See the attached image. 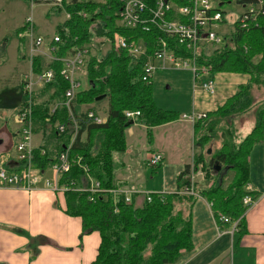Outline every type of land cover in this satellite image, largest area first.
<instances>
[{
    "label": "trees",
    "instance_id": "16d2710c",
    "mask_svg": "<svg viewBox=\"0 0 264 264\" xmlns=\"http://www.w3.org/2000/svg\"><path fill=\"white\" fill-rule=\"evenodd\" d=\"M146 1L151 6L155 4V0ZM173 1L177 5L187 3V0ZM236 1L246 4L255 2ZM53 7L58 12L65 10L70 13V17L57 25L59 40L53 39L57 59L47 68H53L56 76L52 82L46 83L41 93L37 94L38 98L34 97L33 129L36 132L40 128H50L58 139V148L52 150L45 144L34 148L32 162L37 169L46 170L51 160H56L57 154L72 142L77 130L63 102L66 100L65 92L69 83L61 74L63 61L59 58L74 52L78 47L91 46L94 34L112 42L114 35L121 33L130 41L143 39L147 46V54L141 57L132 56L126 50L117 53L113 47L101 57L99 52L105 41L95 45L97 54H91L87 60L89 88L79 92L75 98L78 104L101 102L105 98L109 100L105 122L96 123L86 113L79 117L78 132L70 147L71 168L59 177V185L67 188L64 191L66 213L82 219V236L94 231L100 233L98 255L91 264L176 263L184 252L194 248L193 206L198 196H204L211 203L219 226L238 222L237 229L242 237L247 232L245 212L249 209L243 199L248 194L255 199L258 195L248 189L249 155L255 144L264 138V101L257 105L258 97L253 94L255 89L264 87V16L259 17L255 23L249 22L246 27H242L238 19L230 35V45L214 47L210 54H206L202 48L199 62L210 67L211 75L236 72L248 74L249 81L241 84L238 91L215 111L207 112L206 118L194 123L195 147L200 151L195 152L193 163L187 164L178 174L177 191L151 192V199L146 196L142 204L136 205L133 201L127 203L122 199L116 200L114 194L107 191L125 184L115 180L114 156L127 148L126 129L132 125V120L134 123H143L148 127V138L151 141L153 127L180 116V112L165 110L157 105L153 81L144 79L145 62L154 53L158 39L162 36L171 40L172 44L177 43L175 48L178 55L187 56L190 52L178 43V39H169L156 28L144 31L120 24L122 0H64L63 6ZM173 17L174 12H171L169 18ZM23 28L25 26L19 31ZM40 59L36 56L33 62L34 71L39 74L43 69ZM101 95L104 98L97 100ZM52 100L62 101L54 111L49 107ZM23 104L24 99L18 112L23 109ZM255 105V124L250 132L233 147L224 143L209 156L208 144L214 138L216 126L221 119L245 113ZM128 110L140 111V115L128 118ZM209 118L211 120L204 123ZM57 123L65 124L66 130L60 133L55 127ZM84 132L85 139L82 138ZM216 162L222 165L220 171L214 168ZM200 167L205 171V180L209 185L195 183L196 194L185 193V188L192 185V172ZM230 175V180H227ZM89 177L99 181L104 190H86L91 182ZM222 215L229 217L230 222H223Z\"/></svg>",
    "mask_w": 264,
    "mask_h": 264
},
{
    "label": "crops",
    "instance_id": "0c3cea01",
    "mask_svg": "<svg viewBox=\"0 0 264 264\" xmlns=\"http://www.w3.org/2000/svg\"><path fill=\"white\" fill-rule=\"evenodd\" d=\"M9 2H15L18 4L16 8L25 12L21 19L17 20L13 15V8H9ZM227 2L220 0L219 5L223 6ZM229 2L232 3V0ZM2 3L4 6L0 8V166L20 169L22 162L17 157V143L22 123L18 118V108L24 94L26 95V76L32 74L31 78L35 81L34 91L37 94L41 93L46 84L38 78L41 73L34 71V58L36 56L41 58L42 72L48 70L50 63L56 58L53 38L57 32V25L67 19V12L65 11L66 16L64 14L63 18L55 19L54 25L48 19L56 11L51 4L23 0H3ZM246 5L238 3L234 6L242 8L239 11L242 15ZM235 22L230 29L224 31L231 34L235 29ZM23 26L25 28L19 31ZM12 28L16 29L18 38L9 40L6 35ZM37 36L44 37L45 43L36 49L33 40ZM94 54H97V50ZM166 65L171 66L170 62ZM241 74L217 73L218 86L214 96L208 95L199 84L196 89L193 85L191 107L193 111H215L218 105H222L229 96L236 93L241 84L249 81L248 74H243L245 76ZM80 79L81 92L89 88L88 72L85 75L80 73ZM48 95L50 97L49 92ZM105 99L95 103L76 102L72 111L81 117L92 110L105 122L109 107V100ZM61 103L62 101L52 100L49 107L54 111ZM185 113H180L176 120L153 127L151 141L148 138V127L143 123L135 122L126 129L127 148L114 156L115 180L125 182L123 188L131 190L130 195L134 196L132 201L136 205L144 202L150 188L160 189L150 186L148 174L139 169V160L136 157L144 159L147 163L153 152L163 153L162 164L158 168L150 169L153 178L161 177L160 184H164L167 179L172 187L165 189L163 186L162 193H172L177 191L178 174L187 164L193 163L195 152L200 151L195 147L194 123L182 118ZM82 138H86V132ZM43 144L52 150L58 148V139L50 128L46 130L40 128L33 134V149ZM54 160L53 158L51 163ZM249 161L248 186L258 195L255 203L245 212L247 232L241 237L233 223L219 226L211 203L204 196H198L193 206L194 248L184 252L174 264H264V138L252 148ZM51 163L46 170L37 168L33 170L36 181L31 188L0 187V264H91L96 259L101 242L100 233L94 231L82 236V219L66 213L64 191L54 190L46 184L48 179L55 178ZM206 182L205 177L200 174L197 176L196 183L208 186Z\"/></svg>",
    "mask_w": 264,
    "mask_h": 264
},
{
    "label": "built area",
    "instance_id": "2783aa9c",
    "mask_svg": "<svg viewBox=\"0 0 264 264\" xmlns=\"http://www.w3.org/2000/svg\"><path fill=\"white\" fill-rule=\"evenodd\" d=\"M253 1L255 2H250L246 5L245 11L239 18L242 27H246L249 22L255 23L259 17L264 16V0ZM43 2L53 6H63L64 0H43ZM171 12H174L173 18H169ZM82 14L87 16V13L83 12ZM119 14L120 24L123 26L141 28L144 31H151L156 28L162 31L169 39H178V43L190 52V55L187 56L178 55L175 48L177 43L174 42L172 44L171 40L163 36L160 37L154 53L148 56L145 62V80L149 82L153 81V74L159 68L190 69L194 75V88L196 89L199 84L208 95H215L217 90L216 75H211L210 67L200 64L199 58L202 48L206 54H210L214 47L231 44V34L223 29L225 15L220 5L216 4L214 0H187V3L182 5H177L173 0H155V4L152 6L146 0H122V7ZM68 17H70V13L67 12ZM53 39L59 40V36L56 34ZM112 42V47L117 53H122V51L126 50L130 55L135 57H141L147 54V46L143 39L130 41L125 35L116 33ZM44 43L45 38L42 36H37L33 40L34 48L36 49ZM89 56L90 47L87 45L85 47H78L74 52L69 53L68 56L59 58L63 61L61 74L69 83L65 92L66 100L64 103L70 108L71 119L77 128L72 137V142L78 132L79 117L73 113V106L71 107V104L76 94L81 90L82 81L80 79V73L84 75L87 73V60ZM157 60L161 61L159 65L156 63ZM167 62H170V67L166 65ZM55 75V70L49 69L42 72L38 78L46 84L54 80ZM31 76L32 74L26 76L25 91L27 92V103L18 112V118L22 123V127L17 143V157L22 162V168L18 170L0 166V187L31 188L36 181V177L33 174L35 167L32 162V138L34 133L33 95L35 81ZM86 114L90 120L96 123H103V118L96 112L91 110L86 112ZM126 115L128 118H135L140 115V111L128 110L126 111ZM206 116V111H193L191 114H183L182 118L195 123L199 119L206 118ZM65 130V124L58 125V131L60 133ZM72 142L63 151L59 152L57 159L51 163L55 171V178L53 180L48 179L46 184L54 190L60 189L65 191L67 189L59 185V177L63 172L71 168L70 147ZM163 161V153L153 152L147 160V165L148 167H158ZM85 170L88 171V167L85 166ZM201 173H203L202 168L192 172V185L189 188H185V193L196 194L194 184L196 183L197 176L199 174L202 175ZM89 178L91 182L90 186L85 188L86 190H90L91 192L104 190L99 181L91 177ZM248 189H250V186H248ZM107 191L114 194L116 200L122 199L127 203L132 202V198L129 196L131 190L127 188H112L107 189ZM124 194L125 196H123ZM150 194L149 192L146 194L148 199H151ZM255 201L256 199L250 194L246 195L243 199L244 204L248 205L249 208ZM221 220L223 222H230V218L224 215L221 216ZM237 223H233L235 229L237 228Z\"/></svg>",
    "mask_w": 264,
    "mask_h": 264
},
{
    "label": "rangeland",
    "instance_id": "374dc122",
    "mask_svg": "<svg viewBox=\"0 0 264 264\" xmlns=\"http://www.w3.org/2000/svg\"><path fill=\"white\" fill-rule=\"evenodd\" d=\"M100 1H104V0H100ZM2 2L3 0H0V8H3L4 6ZM214 2L218 5L220 4V0H214ZM8 4H10L9 8H13V15L17 17V20L21 19L22 15L25 12H23L21 9L16 8L18 4H16L15 2L13 3L9 2ZM235 4H238L236 0L232 1V3L228 1L227 3H224L223 6L221 5L222 8H225V10L223 9L225 15V23L227 21V24L223 26L224 30L230 29L234 25V22L237 21L241 16L242 12L239 13V11L242 8H235L234 6ZM64 14L66 16L65 10L61 12L55 11V13L50 15L48 19L51 22H53L55 25L56 22L54 20L63 18ZM13 24L15 23L13 22ZM6 37L9 40L10 39L14 40L18 38L16 29L12 28L8 30ZM103 40L105 42L104 44H102L103 46L101 47L99 55L103 57L109 52V50L112 48V42L110 40H107L106 38H102L100 35L94 34L92 38V42L90 43L91 46H89L90 55L96 53L97 48L95 47V45H97ZM159 62L161 61L160 60L156 61L158 65ZM241 76H245V75L241 74ZM193 85H194V75L192 70L190 69L159 68L153 74L155 101L159 107L165 110H171L180 113L186 112L188 114H191L193 112V108H191L193 107L192 105ZM199 86L201 88V85ZM17 87H20V85L19 86L17 85ZM238 89L239 88H237V91ZM253 94L256 97H258L257 105H260L264 101V87L260 90L255 89ZM34 97L38 98L37 93L34 94ZM24 100L25 102L27 101V96L25 94H24ZM105 101H108V98H106ZM257 105H255V107H251L245 113H238L237 115L234 114L232 118L221 119L219 124L216 126L217 130L214 133V138L208 144L207 154L209 156L211 154L213 155L214 151L216 152L218 148H220L221 145L224 143H228L231 147H233L236 142L240 141L246 134L250 132V130L253 128L255 124V109L257 108ZM219 106L221 105H218L217 107ZM210 120L211 118L204 121V123L207 124L208 121ZM209 151H211V153ZM209 156H207L208 159L210 158ZM136 159L139 160V165H140L139 169L142 170L143 172H147L149 184H151L150 186L156 187L157 189L160 188L159 190H152V188H150V190H148L150 191L149 193L151 192L162 193L161 189L163 188V186L165 189L172 188L170 184H168L167 179L164 182V184H160L161 177L153 178L154 175H152L153 173L151 171L153 167H148V165H146L147 163L144 162V159L138 157H136ZM201 176L205 177L204 171ZM230 177L231 175L228 177L227 180H230ZM176 187H177V178H176ZM123 196H125V194ZM129 196L131 198H134V196H131L130 194Z\"/></svg>",
    "mask_w": 264,
    "mask_h": 264
},
{
    "label": "water",
    "instance_id": "95a60500",
    "mask_svg": "<svg viewBox=\"0 0 264 264\" xmlns=\"http://www.w3.org/2000/svg\"><path fill=\"white\" fill-rule=\"evenodd\" d=\"M102 98H104V95L98 96V97H97V100H100V99H102ZM133 123H134V120L131 121V124H133ZM209 152H211V151H209ZM214 168H215L217 171H220V170L222 169V165H220V164H218V163L216 162V163L214 164ZM225 169H228V167L225 168Z\"/></svg>",
    "mask_w": 264,
    "mask_h": 264
},
{
    "label": "bare ground",
    "instance_id": "6f19581e",
    "mask_svg": "<svg viewBox=\"0 0 264 264\" xmlns=\"http://www.w3.org/2000/svg\"><path fill=\"white\" fill-rule=\"evenodd\" d=\"M51 69H53V68H51ZM49 70V69H48ZM56 73V72H55ZM56 76V75H55ZM55 79V78H54ZM53 81V80H52ZM51 81V82H52ZM49 83V82H48ZM25 93H26V96H27V92L25 91ZM34 94H35V91H34ZM78 94V93H77ZM77 94H76V96H77ZM76 96H75V98H76ZM75 98H74V100H73V102H72V104H71V107L73 106V104L75 103ZM28 99V98H27ZM33 102H34V95H33ZM64 102V101H63ZM26 103H27V101L25 102V104H24V106L26 105ZM65 104V103H64ZM23 106V107H24ZM67 106V105H66ZM68 107V106H67ZM68 110H69V112H70V108L68 107ZM60 123H58V124H56V128L58 129V125H59Z\"/></svg>",
    "mask_w": 264,
    "mask_h": 264
}]
</instances>
